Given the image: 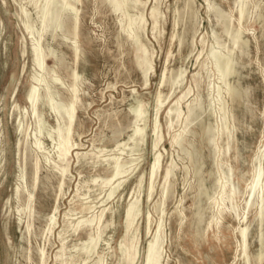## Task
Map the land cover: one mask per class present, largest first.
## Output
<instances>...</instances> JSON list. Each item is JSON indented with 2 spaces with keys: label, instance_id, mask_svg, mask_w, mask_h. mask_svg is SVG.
<instances>
[{
  "label": "rangeland",
  "instance_id": "obj_1",
  "mask_svg": "<svg viewBox=\"0 0 264 264\" xmlns=\"http://www.w3.org/2000/svg\"><path fill=\"white\" fill-rule=\"evenodd\" d=\"M37 1H40L38 6L42 4V0ZM66 1L72 3V0ZM129 1H136L139 4L136 9H131L128 12L135 18L142 16L144 29L141 31L140 40L152 54L153 72L146 82L147 85L144 83L141 71L136 66L132 45L120 30L121 25L118 23L122 17L119 13H111L112 10L105 1L80 0L81 4L79 2L74 4L78 10L76 40L79 56L77 60L72 50L73 38L62 28L56 30L55 39H51L48 32L41 40L42 49L48 54L46 57L48 59L45 60V70L41 74L45 76L51 89L58 94H56L55 100H68L70 97L68 89L73 81L70 75L75 70L79 76L76 116L71 132V140L75 145L72 153H69L67 173L63 184H61L59 175L53 169L54 161L57 160L56 143H54L57 141V136L52 132L61 120L54 108L42 101L39 105L38 115L34 114L32 103L28 98L29 90L33 85L32 75L39 70L31 61L33 44L39 32L36 10L30 0H0V264H37V251L39 250L45 251L46 264H61L54 260L55 253L61 244H63L62 254L64 256L62 259H68L69 255L74 254L73 260L68 264H78V262L82 264L75 252L77 247L88 239V228L79 227L74 232L72 226L82 218L95 216L94 224H92L93 230L99 218H102L101 225L107 224V227L94 239L96 252L85 264L93 262L96 264H100V262L101 264H118V245L124 235L123 212L130 197L136 195L141 196V202L140 214L134 222V227L138 229V254L134 264L143 263V256L146 254L148 243L154 236L158 221L162 223L161 237L163 239L160 246L162 252L160 264H245L243 257L237 256L238 252L236 251L238 244L236 230L244 224L248 226L247 254L249 261L250 264H256L255 256L259 248V228L253 221L256 206L248 210H244V206L247 197L246 186L249 183L248 180L251 179L253 166L257 165L254 156L264 134L262 115L264 108V0H246L248 9L245 19L243 18L241 22L237 21L238 0H208L210 1L209 11L206 0H158L159 2L156 1L158 23L154 30H152L149 13L155 0ZM188 3L191 4L188 5ZM213 8L215 11L212 10ZM217 11L226 16L228 20L226 26L218 21L215 14ZM182 17L184 18L182 19ZM122 19L124 21L126 18ZM194 19L196 20L194 21ZM27 22L34 27L32 34H28L25 30ZM225 28L227 29L226 33ZM234 29H240L241 34L238 39V47H236L238 51L234 48V63L236 61L238 63L233 65L234 73L227 80L230 86L236 87L240 91L239 96L233 97L227 93L224 84L221 85V81L218 80V76H221L224 70L226 73L230 71L228 67L226 68L225 60L219 59L213 65L208 53L213 46L216 51L219 50L222 53L227 51V48L230 49ZM185 31L188 33H184ZM182 33L183 35H181ZM173 36L177 37L174 39ZM221 41L223 43H220ZM192 48L193 50H191ZM50 49L55 50L54 53ZM168 56H170L169 59H167ZM60 58L64 60L58 61ZM204 63L207 65L205 66ZM209 63L211 64L209 65ZM238 65H241L240 67L243 69ZM162 71H164L165 77H168L166 78L168 82L169 79L177 82H174L171 90L168 85L170 83L167 82L158 88ZM179 75L180 78L177 79ZM52 77H56L57 80H52ZM209 82L210 84H208ZM143 83L146 86L143 87ZM219 85L221 97L219 95L217 97ZM245 85L247 86L244 89ZM158 89L160 93L162 92L160 96L164 101H162L158 112L157 124L160 139L156 142L151 135V127L155 114V95ZM241 90L242 92L244 90V95L248 98L243 96L244 92L241 93ZM186 92L185 97L176 103ZM208 94L210 95L208 96ZM198 98H200L199 101ZM219 99L221 102L223 101V111L219 110ZM137 100L142 103V108L145 111V121H141L139 124L146 126L144 143L138 147L139 149L135 148L132 151L131 142L127 141V137L132 133L134 126L131 123L134 115L131 110L136 106ZM192 100H197L200 104L203 103L201 106L204 111L199 116L202 118H193L192 125L190 124L186 129L181 145H171V138L180 133L185 126L187 104ZM207 103L212 105L213 111L210 110ZM174 105H176L177 113L167 118L166 112ZM61 114L64 116L63 112ZM224 114L226 120L222 121L221 117ZM37 116L43 123L41 125L42 134L39 136L41 144L39 157L42 169L39 167L38 183L32 190L34 195V212L32 214L36 215L33 214L29 219L32 228H29L28 234L25 230L26 218L23 219L24 215L17 210L22 203L23 196L18 197L15 194V188L19 184V173L23 163H25L24 169L27 168L25 173H28L26 181L29 184L31 173L29 170L31 169L30 163H32L30 149L37 138L35 125ZM19 121L24 127L26 126L27 131L18 135L16 128ZM225 122L228 123L227 126L232 133L228 139L229 149L226 147L227 139L221 134L219 135ZM117 125L119 128L115 127ZM231 125L233 127H230ZM212 126L215 127L213 131L216 133L214 145L208 144L207 136L203 134L205 128H212ZM250 126L251 128H249ZM115 129H120V132L113 137L112 130ZM48 132L52 133V137L48 136ZM101 137L105 138L102 140ZM96 147H99V150ZM76 152L78 155L73 154ZM41 154H47L48 163L45 162ZM48 154H51V157ZM194 155L196 156L193 157ZM117 156L121 162V168L113 174L112 182L113 185L120 182V186L108 198V187H102L101 183L111 175L112 158H118ZM135 158H141V160L128 163ZM155 158L158 159V164L152 181L151 194L146 197L149 166ZM260 162L261 166H264V158ZM194 164L198 166L196 167ZM168 167L172 168V173L167 180L166 191L161 197L165 183V171ZM228 168H231L232 171H226ZM224 174L232 176L229 177L226 185L235 190V195L231 202L225 201L222 204L219 203V191L220 185L226 181ZM98 175L100 176L97 177ZM141 176L143 184H141L140 190L137 182ZM196 176H198V182ZM94 178L97 182L92 181ZM60 184L62 188L59 187ZM164 198L165 200H163ZM201 202L202 204H200ZM81 205L91 208L82 210ZM157 205L161 206L157 208ZM232 205L235 207L234 210ZM54 206L57 207V211L54 212L55 223L49 233L47 231L48 217L53 213ZM220 208L223 210L222 215ZM104 209L106 210L102 216ZM198 211L202 214L201 219H203L199 224L196 217ZM211 214L212 218L209 216ZM146 216H149L150 219L148 231L145 229L144 222ZM22 220L24 222L21 224ZM193 220L196 221V225ZM197 227L203 229L199 230ZM262 228L264 239V223ZM197 229L199 231L195 232ZM31 233L34 238L31 237ZM35 238L37 239L35 240ZM41 243L44 245L41 246ZM29 250L30 252H28ZM261 264H264V260Z\"/></svg>",
  "mask_w": 264,
  "mask_h": 264
},
{
  "label": "bare ground",
  "instance_id": "obj_2",
  "mask_svg": "<svg viewBox=\"0 0 264 264\" xmlns=\"http://www.w3.org/2000/svg\"><path fill=\"white\" fill-rule=\"evenodd\" d=\"M102 1H105L108 3V5L110 6L112 12L111 13H119L121 15L122 18H126L124 21L123 19L119 18L118 20L120 21L118 24L121 25V29L122 32L125 34V37H126V40H128L130 42V44L132 45V48H133V52H134V57H135V63H136V66L137 68L141 71V74H142V78L144 79V83L147 85V81L149 80V77H150V74L153 72V65H152V60H151V57H152V54L149 53V51L147 50V48L144 46V44L141 42L140 40V35H141V31H143L144 29V24H143V19H142V16H136L135 17H132L129 15V10L131 9H136L139 4L134 1H129V0H101ZM156 1L158 0H155V4L151 7V10H150V17H151V20H152V30H154L156 28V25L158 23V10H157V7H156ZM208 2V5L206 8L207 10L209 11L210 10V4L208 0H206ZM30 2L33 4L34 6V9L36 10V14H37V17L38 18V22H39V28H38V37L35 41V43L33 44V48H32V62H33V65L37 66L39 68L38 72H35V74L32 75V80H33V85L31 86L30 90H29V95H28V98L29 100L31 101L32 103V112L36 115H38V109H39V105L42 103V102H45L49 105H51L55 112L58 114L59 118H60V123L56 124L55 128H53V131L56 136H57V141L54 142L56 143V158L57 160L54 161V165H53V169L55 170V172L59 175V179H60V182L61 184H63V181L65 180V175L67 173V167H68V156H69V153H72V151L74 150L73 147L75 144L72 143V140H71V132H72V129H73V122H74V117L76 116L75 115V110H76V104H77V98H78V95H77V80H79V76L77 74V72L75 70H73V73H71L72 75V78H73V81H72V84H70V88L68 89V91L70 92V97L68 100L64 101L63 99H59V100H55V96L57 97V93H55L50 85L48 84L45 76L43 74H41V72L44 69V66H45V60L48 59L46 58L48 56L47 53H45L42 49V46H41V40L42 38L49 32L50 33V37L51 39H55L54 37L56 36V30L58 28H62L64 32H66L67 34H70L73 38V42H72V50H73V54H74V57L75 59L77 60L78 59V46H77V40H76V37H77V9L75 8L74 4L79 2L80 3V0H72V3H69L67 2L66 0H42V4L38 6V2L40 1H37V0H30ZM85 2V1H84ZM159 2V1H158ZM183 3V2H182ZM81 4V3H80ZM191 3H188V5H190ZM217 4V3H216ZM159 5V4H158ZM176 5V4H175ZM186 5V4H185ZM192 5H193V1H192ZM191 5V6H192ZM177 6V5H176ZM214 6V5H213ZM248 6V2L246 0H238V4H237V7H236V13H237V21L238 22H241V20L245 17L246 15V10L248 9L247 8ZM181 8V7H180ZM185 8V7H184ZM192 8V7H191ZM82 10V9H81ZM176 10V8H175ZM183 10V9H182ZM184 14H186L184 11H182ZM187 10V8H186ZM214 10V8L212 9ZM217 10V8H216ZM190 11V10H189ZM215 11V10H214ZM222 11V10H221ZM179 12V11H178ZM26 13V12H25ZM79 13V12H78ZM81 13V12H80ZM177 13V12H176ZM194 13V12H193ZM192 13V14H193ZM211 13V12H210ZM213 13V12H212ZM215 13V12H214ZM216 17L218 19V21H220L221 23L225 24L226 26V22L228 21L226 19V16L222 14V12L220 11H217L216 13ZM79 15V14H78ZM119 15V16H120ZM174 15V14H173ZM184 16V15H183ZM260 16V15H259ZM228 17V16H227ZM179 18V17H178ZM184 17H182L183 19ZM189 18V17H187ZM191 18V16H190ZM215 19V18H214ZM245 19V18H244ZM179 20V19H178ZM196 19H194L195 21ZM198 20V19H197ZM261 20V19H260ZM183 21V20H182ZM245 21V20H244ZM174 23V22H173ZM180 23V22H179ZM228 23V22H227ZM193 24V23H191ZM196 24V23H195ZM177 25V24H176ZM218 25V24H217ZM216 25V26H217ZM178 26V25H177ZM190 26V25H189ZM192 26V25H191ZM215 26V27H216ZM261 26V25H260ZM193 27V26H192ZM219 27V25H218ZM33 25L29 22L26 23L25 25V30L28 32V34H32L33 33ZM178 28V27H177ZM188 28V27H187ZM199 28V27H198ZM224 28V27H223ZM227 28V27H226ZM225 28V33L227 31V29ZM184 29V28H182ZM186 29V27H185ZM190 29V28H189ZM193 29V28H192ZM194 30V29H193ZM235 32L234 34L232 35L231 37V44H232V47L229 49L227 48V51L223 52H219L216 51L215 49L216 48H212L210 49L209 53H208V56H209V59L212 61L213 65L216 64V62L219 60V59H223L225 60V64H226V68L228 67L230 69L229 72L226 73V70H224V72L222 73L221 76H218V80L221 81V85L224 84L225 86V90L227 91V93L230 95V96H239L240 94V91L236 88V87H233V86H230L229 83H228V78L230 76H232V74L234 73V68H233V65L237 62L234 63V56H235V49L238 44V39L240 37V29H234ZM177 31V30H176ZM184 31V30H183ZM182 31V32H183ZM190 31V30H188ZM188 31H185L184 33H188ZM198 31V30H197ZM208 31V30H207ZM151 33V31H150ZM177 33V32H175ZM174 33V34H175ZM224 33V32H223ZM173 34V35H174ZM211 34V33H210ZM213 34V33H212ZM153 35V34H152ZM178 35V34H177ZM183 35V33L181 34ZM192 35V33H191ZM217 35V34H216ZM219 35V34H218ZM69 36V35H68ZM180 36V35H179ZM177 37V36H175ZM175 37L173 36V38L175 39ZM254 37V36H253ZM212 38H213V35H212ZM121 39V37H120ZM155 39V38H154ZM184 39V38H183ZM200 39V38H199ZM220 39V38H219ZM171 40H173L171 38ZM191 40V39H190ZM202 40V39H201ZM214 40V38H213ZM221 40V39H220ZM184 42V41H183ZM218 42V41H217ZM220 43H223L222 41ZM201 44V43H200ZM240 44V43H239ZM179 45V44H177ZM204 45V44H203ZM202 45V46H203ZM223 45V44H222ZM246 45V44H245ZM182 46V45H181ZM210 46V44H209ZM192 47V46H191ZM248 47V46H247ZM235 48V49H234ZM241 48V47H240ZM244 49V48H243ZM50 50H53V49H50ZM121 50V49H120ZM193 50V48L191 49ZM190 50V51H191ZM226 50V49H225ZM237 50V49H236ZM246 50V48H245ZM244 50V51H245ZM55 50H53V53H54ZM176 51H179V49ZM238 51V50H237ZM241 51V50H240ZM48 52V50H47ZM171 52V51H170ZM202 52V51H201ZM52 53V52H50ZM180 53V52H179ZM190 53V52H189ZM192 53V52H191ZM200 54V53H199ZM249 54V53H248ZM60 55V54H59ZM169 55V53H168ZM172 55V54H171ZM198 55V54H197ZM243 55V54H242ZM250 55V54H249ZM50 56V55H49ZM54 55L52 54V57ZM61 56V55H60ZM190 56V54H189ZM51 57V56H50ZM170 56H168L167 59H169ZM199 57V56H198ZM206 57V56H205ZM188 58V57H186ZM185 58V59H186ZM63 58H60L58 59V61H61ZM181 59V58H180ZM64 60V59H63ZM166 60V59H165ZM187 60V59H186ZM49 61V60H48ZM198 61V60H197ZM63 62V61H62ZM65 62V61H64ZM167 62V61H166ZM206 62V61H204ZM47 63V61H46ZM61 63V62H60ZM165 63V62H164ZM172 63V62H171ZM238 63V62H237ZM211 63H209L210 65ZM224 64V65H225ZM61 65V64H60ZM166 65V64H165ZM205 65V63H204ZM207 65V64H206ZM205 65V66H206ZM236 65V64H235ZM245 65V64H244ZM248 65V64H247ZM245 65V66H247ZM68 66V65H67ZM70 66V65H69ZM204 66V67H205ZM239 67L241 65H238ZM63 67V65H62ZM64 67H66L64 65ZM179 67V66H178ZM209 67V66H208ZM69 68V67H68ZM182 68V67H181ZM225 68V69H226ZM238 68V67H237ZM241 69H243L242 67H240ZM249 68V67H247ZM67 69V67H66ZM71 69V68H70ZM165 69V67H164ZM246 69V68H245ZM250 69V68H249ZM52 70V69H51ZM182 70V69H181ZM180 70V71H181ZM185 70V69H184ZM204 70V69H203ZM211 70V69H210ZM238 70V69H237ZM236 70V71H237ZM66 71V70H65ZM68 71V70H67ZM70 71V70H69ZM175 71V70H173ZM177 71V70H176ZM209 72V70H207ZM51 72V71H50ZM164 71H162V73L160 74V77H159V81H158V88H160L161 86H163L166 82L167 83H170L168 84L169 85V88L170 90L172 89V86L174 84V82H176V80H171L169 79V82L166 80V78L168 77H165V73H163ZM170 72V71H169ZM168 72V73H169ZM184 72V71H183ZM222 72V71H221ZM49 73V72H48ZM178 73V71H177ZM241 73V72H240ZM46 74V73H45ZM175 74V73H174ZM182 74V72H181ZM207 74V73H206ZM205 74V75H206ZM183 75V74H182ZM208 75V74H207ZM206 75V76H207ZM245 75V74H244ZM52 76H55V75H52ZM175 76V75H174ZM210 76V75H209ZM235 76V75H234ZM249 76V75H248ZM183 77V76H182ZM208 77V76H207ZM244 77V76H243ZM180 78V75L177 77V79ZM236 78V77H235ZM234 78V79H235ZM245 78H246V75H245ZM52 80H57L56 77H52L51 78ZM175 79V78H174ZM184 79V78H183ZM209 79V78H207ZM206 79V81H207ZM182 80V79H181ZM185 81V80H184ZM240 81H241V78H240ZM243 81H241L242 83ZM143 83V87L146 86L145 84ZM177 83V82H176ZM175 83V84H176ZM181 83V82H180ZM218 83V82H217ZM236 83V81H235ZM210 84V82L208 83ZM207 84V85H208ZM240 84V83H238ZM183 85V84H182ZM206 85V86H207ZM82 86V85H81ZM199 86V85H198ZM247 85H245L244 89L246 88ZM176 87V85H175ZM208 87V86H207ZM206 87V88H207ZM211 87V85H210ZM238 87V86H237ZM165 88V86H164ZM212 88V87H211ZM240 88V87H239ZM174 89V88H173ZM195 89V88H194ZM209 89V88H208ZM216 89V88H215ZM248 89V88H247ZM41 90H43L41 92ZM212 90V89H211ZM220 90H221V87L220 85L217 87V97L220 96ZM224 90V91H225ZM196 91V90H195ZM215 91V90H214ZM135 92V91H134ZM170 92V91H169ZM173 92V91H172ZM206 92V91H205ZM244 92V90H243ZM242 90H241V93H243ZM247 92V91H246ZM87 93V92H86ZM133 93V92H132ZM162 93V92H161ZM160 91L158 89V92L157 94L155 95L156 96V104H155V114H154V118H153V125L151 127V135L155 138V141H159L160 139V136H159V132H158V124H157V121H158V112L161 108V104H162V101L164 100H161V96H160ZM57 94V95H56ZM187 94L184 93L182 95V97H180L176 103H178L181 99H183V97H185V95ZM216 94V93H215ZM245 92L243 93V96ZM248 94V93H246ZM86 95V94H85ZM88 95V94H87ZM210 94H208L209 96ZM219 95V96H218ZM242 96V95H241ZM242 96V97H243ZM168 97V95H167ZM214 97V96H213ZM221 97V96H220ZM246 98H248L247 96H245ZM60 98V97H59ZM62 98V97H61ZM240 98V97H239ZM167 99V98H165ZM200 98H198V101H199ZM208 99V98H207ZM216 100V98H213ZM232 99V98H231ZM245 99V98H243ZM242 100V99H241ZM248 100V99H247ZM42 101V102H41ZM166 101V100H165ZM197 100H192L190 101L188 104H187V110H186V118H185V126L183 128V130L178 133L177 135H174L172 138H171V141H170V144L173 145V144H180L182 141H183V138H184V134L186 132V129L188 128V126L191 124V122L193 121V118L194 117H199L201 116V113L204 111V109H202V106L201 104H203L201 102V104L198 102ZM233 101V100H232ZM216 102V101H215ZM223 102V101H222ZM221 102V99L218 100V104H219V110L223 111V104ZM155 103V102H154ZM212 103V102H211ZM246 103V102H245ZM89 104V103H88ZM208 104V103H207ZM206 104V106H207ZM208 107L210 108V110L212 109L213 111V108H212V105L211 104H208ZM230 107V106H229ZM228 107V108H229ZM246 108V107H244ZM207 109V108H206ZM249 109V108H248ZM208 110V109H207ZM246 110V109H245ZM134 115H133V120L131 123L134 124L133 128H132V133L129 135L128 140L129 142H131V150L133 151L135 148H138L140 145H142L144 143V136H145V124L143 125H140L139 123L141 121H145V117H144V114H145V111L144 109L142 108V103L140 101H136V106L132 108V110ZM211 111V113H212ZM225 111V110H224ZM61 112L64 113V116L61 114ZM208 112V111H206ZM217 112V111H216ZM219 112V111H218ZM227 112V111H226ZM98 113V112H97ZM148 113V112H147ZM177 113V108H176V105L174 106H171L170 109L166 112L165 116L168 118V117H171V115H175ZM250 113V112H249ZM115 115V113H113ZM203 114V113H202ZM113 115V116H114ZM127 115V114H126ZM130 115V114H129ZM212 115V114H210ZM233 115V114H231ZM263 118H264V108H263ZM230 116V115H229ZM112 117V116H110ZM115 117V116H114ZM129 117V116H128ZM228 117V116H227ZM234 117V116H233ZM132 118V116H131ZM130 118V119H131ZM202 118V117H201ZM199 117V119H201ZM230 118V117H229ZM18 119H19V116H18ZM36 134H37V138L35 139V143L33 144V146L31 147V157H32V163L31 164V169L29 170L31 173H30V180H29V184H27L28 179H26V176L28 177V174L27 172L25 173V168L24 169V166H25V163H23L21 165V168H20V173H19V184L17 185V187L15 188V194L19 197V196H23V199H22V203L20 204V206L18 207V212H21L24 217L26 218V225H25V230L29 231V228L31 227L30 224H29V219L31 218V216L34 214H32V212H34L33 210V193H32V190L34 189L35 185L38 183V179H39V167H40V155L39 153L40 150H41V144H40V140H39V136L42 134V120L39 118V116H37L36 118ZM198 120V119H197ZM204 120V119H203ZM221 120L222 121H225L226 120V116L225 114L222 115L221 117ZM233 120V119H232ZM129 121V120H128ZM127 122V121H126ZM169 122V121H168ZM198 122V121H197ZM201 122V121H200ZM246 122V121H245ZM17 123V122H16ZM107 123V122H106ZM120 124V123H119ZM172 124V123H171ZM198 124V123H196ZM233 125V122L231 123ZM131 125V124H130ZM129 125V126H130ZM192 125V124H191ZM228 123L225 122V124L223 125L222 127V130L220 131L221 133H219V135L221 134V136H224L227 140L226 142V147L227 149H229V143H228V139L229 137L231 136V130L228 128ZM230 126V127H233V126ZM173 126V125H172ZM249 126V125H248ZM264 126V125H263ZM44 127V126H43ZM115 127H118L115 126ZM160 127V126H159ZM169 127V126H168ZM119 128V127H118ZM170 128V127H169ZM215 128V127H214ZM213 126L212 128L211 127H208V128H205V130H203V134H206L207 136V142L208 144H215L214 143V139H215V136H216V133L215 131H213ZM251 128V126L249 127ZM113 129V128H112ZM117 129V128H116ZM112 130L113 131V137H115L120 131L119 130ZM233 129V128H232ZM131 130V129H130ZM16 131L19 134H23V133H26L27 129H26V126L24 127L23 124H21V122L19 121L18 124H17V128H16ZM235 132V130H234ZM236 133V132H235ZM48 136L52 137V133H47ZM187 135V134H186ZM234 135V134H233ZM111 136H112V133H111ZM194 137V136H193ZM235 137V136H234ZM105 138V137H104ZM103 138V139H104ZM154 138H153V142H154ZM51 139V138H50ZM80 139V138H79ZM102 139V137H101ZM102 139V140H103ZM236 139V137H235ZM91 144V143H90ZM100 144V143H99ZM152 144V143H151ZM155 144V142H154ZM153 144V145H154ZM55 145V144H54ZM181 145V144H180ZM193 145V144H192ZM258 145V144H257ZM77 146V144H76ZM124 146V145H123ZM156 146V145H155ZM82 148V147H80ZM99 148V147H98ZM96 147V149H98ZM124 148V147H123ZM155 148V147H154ZM157 148V146H156ZM194 148V147H193ZM192 148V149H193ZM213 148V147H212ZM92 149V148H91ZM122 149V148H121ZM139 149V148H138ZM99 150V149H98ZM119 150V148H118ZM154 150H157V149H154ZM181 150V149H180ZM195 150V149H194ZM55 151V150H54ZM121 151V150H120ZM136 151V150H135ZM212 151V150H211ZM214 151L216 152V148L214 149ZM228 151V150H227ZM154 152V151H153ZM195 152V151H194ZM213 152V151H212ZM213 152V153H215ZM229 152V151H228ZM102 153V152H101ZM155 153V152H154ZM180 153H182V151H180ZM196 153V152H195ZM222 153V152H220ZM73 154H76L78 155V152L76 153H73ZM80 154V153H79ZM121 154V153H119ZM184 154V152H183ZM187 154V153H186ZM194 154V153H193ZM42 157L44 158L45 162H47L49 159H48V156L47 154H41ZM49 155V154H48ZM51 155V154H50ZM49 155V157H51ZM100 155V154H99ZM215 155V154H213ZM212 155V156H213ZM196 155H194L193 157H195ZM199 156V155H198ZM30 157V158H31ZM118 157V156H117ZM190 158V157H189ZM192 158V157H191ZM190 158V159H191ZM256 162H257V165L255 164L253 166V171H252V175H251V179L248 180L249 183L247 184L246 186V190H247V197H246V200H245V206H244V210H248L249 208L253 207V206H256V213L253 217V221H255L258 225V242H259V248H258V251H257V254L255 256V261H256V264H261L262 261L264 260V239H263V236H262V233H263V223H264V202H263V196H264V166H261V162L260 160L262 158H264V134H263V140L262 142L260 143V146L254 156ZM106 159V158H105ZM108 159V158H107ZM110 159V158H109ZM141 160V158H135L131 161H128L129 164L133 163V162H138L139 160ZM198 159V158H197ZM111 160V159H110ZM113 162H112V173L111 175L104 179L101 183V186L102 187H108V191H107V197H111V195L119 188L120 186V182H118L117 184L113 185V174L115 172H117V170H119V168H121V162L119 161V157L118 158H112ZM121 160V159H120ZM29 161V160H28ZM26 161V162H28ZM77 161V160H76ZM212 161H214V159H212ZM51 162V161H50ZM198 162V160H197ZM48 163V162H47ZM152 163V162H151ZM213 163V162H212ZM27 164V163H26ZM105 164V163H104ZM158 164V159L155 158L153 163L151 164L150 169H149V175H148V187H147V192H146V197H149L150 194H151V189H152V181H153V178H154V175H155V169H156V166ZM198 164V163H197ZM204 164V163H203ZM214 164V163H213ZM251 164V163H250ZM48 165V164H47ZM108 165V164H106ZM195 165V164H194ZM199 165V164H198ZM197 165V166H198ZM220 165V164H218ZM27 166H29L27 164ZM102 166V165H101ZM169 166V165H168ZM196 166V165H195ZM196 166V167H197ZM214 167V166H213ZM221 167V166H220ZM41 168V167H40ZM108 168V167H106ZM195 168V167H194ZM222 168V167H221ZM42 169V168H41ZM197 169V168H196ZM204 169V168H203ZM129 170V169H128ZM195 170V169H194ZM200 170V168H199ZM228 170V172L232 171L231 168H228L226 169V171ZM127 171V170H126ZM125 171V172H126ZM130 171V170H129ZM128 171V172H129ZM41 172V171H40ZM106 172V170H105ZM124 172V174H126ZM127 172V174H128ZM202 172V171H201ZM212 172V171H211ZM224 172V171H223ZM172 173V168L168 167L167 170L165 171V183H164V186H163V191H162V195L161 197H163L164 195V192L166 191V183H167V180L168 178L170 177ZM197 173V172H195ZM194 173V174H195ZM48 174V173H47ZM103 174V173H102ZM200 174V173H199ZM223 174V173H222ZM245 174V173H244ZM46 175V174H45ZM197 175V174H195ZM201 175V174H200ZM211 175V174H210ZM213 175V174H212ZM211 175V176H212ZM225 175V174H224ZM44 176V175H43ZM55 176V175H54ZM100 175H98L97 177H99ZM116 176V175H115ZM244 176V175H243ZM198 176H196V179H197ZM219 177V176H218ZM229 174H226L224 176V180H226L224 183H222L220 185V199H219V203H222L223 202H231L234 198V195H235V190H233L232 188L230 187H227L226 183L227 181L229 180ZM232 177V176H231ZM230 177V178H231ZM42 178V177H41ZM47 178H48V175H47ZM46 178V179H47ZM101 178V177H100ZM115 178V177H114ZM92 180V179H91ZM98 180V179H97ZM102 180V179H101ZM142 180H143V177H139L138 179V182H137V186L139 187V189L141 188V184L142 183ZM201 180V178H200ZM199 180V182H200ZM217 180V179H216ZM93 182H97L96 179L94 178V180H92ZM198 182V179L196 180ZM204 181V179H203ZM196 182V183H197ZM217 182V181H216ZM232 182V181H231ZM220 183V182H219ZM233 183V182H232ZM230 183V184H232ZM61 184L59 185V187L62 188ZM229 184V183H228ZM199 185V184H198ZM203 185V184H202ZM215 185V184H214ZM213 185V186H214ZM31 187V189L28 188ZM41 186L42 183H41ZM200 186V185H199ZM204 186H205V183H204ZM232 186V185H231ZM201 187V186H200ZM234 187V186H232ZM198 188V187H197ZM205 188V187H203ZM217 186H216V190H217ZM236 188V187H235ZM141 190V189H140ZM205 190V189H204ZM198 191V190H197ZM207 191V190H206ZM132 192V191H131ZM130 192V193H131ZM201 192V190H200ZM204 192V191H203ZM198 193V192H197ZM237 193V191H236ZM59 194V193H58ZM86 194V193H85ZM202 195V194H201ZM199 196V195H198ZM206 196V195H205ZM204 196V197H205ZM130 197V196H129ZM140 195H136L135 197L131 196L127 205L125 206V209H124V212H123V225H124V235L122 236V239L119 243V247H118V251H119V259H118V264H134L135 261L137 260V254H138V247H137V243H138V229L136 227H134V222L135 220L137 219V217L139 216L140 214V202H141V199H140ZM84 198V197H83ZM201 198V197H200ZM219 198V197H218ZM121 199V198H120ZM199 199V198H198ZM148 200V199H147ZM165 200V198L163 199ZM238 200V199H237ZM57 201V200H56ZM121 201V200H120ZM163 202V201H162ZM198 202V201H197ZM160 203V202H159ZM58 204V203H57ZM161 204V203H160ZM164 204V203H163ZM202 204V202L200 203ZM212 204V203H211ZM162 205V204H161ZM161 205H157V208H159V206ZM210 205V204H209ZM163 207V206H162ZM194 207V206H193ZM201 207V205H200ZM225 207V206H224ZM233 207V205H232ZM81 208L82 210H89L91 207L90 206H83L81 205ZM199 208V206H198ZM197 208V209H198ZM227 208V206H226ZM230 208V207H229ZM235 207H233V210H234ZM221 209V208H220ZM232 209V208H231ZM106 209H104L102 211V216L104 214ZM159 210V209H158ZM202 210V209H201ZM205 210V209H204ZM57 211V207L54 206V209H53V213H51L48 217V223H47V231H49V233L51 232L50 230L53 228V225H54V221H55V214L54 212ZM110 211V209H109ZM112 211V210H111ZM161 211V210H159ZM158 211V212H159ZM197 211V210H196ZM203 211V210H202ZM222 209L220 210V213L222 215ZM237 211V210H236ZM37 212V211H36ZM247 212V211H246ZM74 213V212H72ZM109 213V212H108ZM113 213V212H112ZM203 213V212H202ZM219 213V215H220ZM71 214V213H70ZM161 214V213H160ZM195 214V213H194ZM36 215V214H34ZM75 215V214H74ZM113 215V214H112ZM196 217H197V222L198 224L203 220L201 219V215L199 213V211L196 213ZM236 215V214H234ZM39 216V215H38ZM204 216V215H203ZM206 216V215H205ZM204 216V217H205ZM210 217L212 216L209 215ZM237 216V215H236ZM47 217V216H46ZM96 217V216H95ZM95 217L93 218H82L80 220H78L72 227L75 231H77L79 229V227H87L88 228V235H87V240H85L79 247H77L76 249V255H77V258H79L81 260V263L82 264H85L87 263L89 260H91V258L94 256L96 250H95V244L93 243L94 242V239L100 234V232L107 227V224L106 225H101V219L99 218L98 221H96V224L94 225L95 228L94 230L92 229V224H94V221H95ZM162 218V216H160ZM195 215L193 216V218L195 219L196 218ZM33 218V217H32ZM159 218V217H158ZM212 218V217H211ZM41 219V218H40ZM44 219V217H43ZM42 219V220H43ZM98 219V217H97ZM96 219V220H97ZM210 219V218H208ZM33 220H35L33 218ZM161 220V219H160ZM195 220H193L194 222ZM209 221V220H207ZM24 222V220H22L21 224ZM31 222V220H30ZM144 222H145V229L148 231V227L150 226V219H149V216H146L144 218ZM107 223V222H106ZM110 223V222H109ZM205 223V222H204ZM182 224V223H181ZM71 225V224H69ZM195 225H196V221H195ZM162 226V223L161 221H158V224H157V228L155 230V233H154V236L152 238V240L148 243V246H147V251H146V254L144 257V260H142V264H160V261L162 259V252H161V245L163 243V239L161 237V227ZM192 226V225H191ZM198 226V225H197ZM202 226V225H201ZM200 226V227H201ZM210 227V226H209ZM32 228V227H31ZM71 228V227H70ZM84 228V229H85ZM198 228V227H197ZM24 229V228H23ZM82 229V228H81ZM196 229V228H195ZM199 229V228H198ZM197 229V231L195 230V232H198L200 229H203V228H200L199 230ZM93 230V231H92ZM202 231V230H201ZM32 232V231H31ZM35 232V230H34ZM62 232V231H61ZM25 233V232H24ZM48 233V234H49ZM146 233V231H145ZM236 233H237V237H238V244H237V249L236 251L238 252V255L237 256H241L243 257V260H244V263L245 264H250V261H249V256L247 254V236H248V226L247 224H244L240 227L237 228L236 230ZM29 234V233H28ZM34 234V233H33ZM151 234V233H150ZM45 235V234H44ZM198 236V235H197ZM25 237V236H24ZM31 237H33L32 233H31ZM37 237V236H36ZM26 238V237H25ZM34 238V237H33ZM38 238V237H37ZM35 238V240L37 239ZM44 238V236H43ZM49 238V237H48ZM30 239V238H29ZM98 239V238H97ZM103 240V239H102ZM150 240V239H149ZM22 241V239H21ZM27 241V240H26ZM44 241V239H43ZM24 242V241H23ZM29 242V241H28ZM62 242V241H61ZM47 243V242H46ZM49 243V242H48ZM30 244V243H29ZM42 244L44 245V243H41V246ZM27 245V244H26ZM22 247V246H21ZM26 248V247H25ZM34 248V247H33ZM44 248V246H43ZM62 248H63V244H61V247L59 248V250L55 253V262H60L61 264H68L69 261H72L73 260V255H69L68 259H62ZM76 248V247H75ZM24 248H22L23 250ZM21 250V251H22ZM25 250V249H24ZM38 250H39V247H38ZM75 250V249H74ZM34 251V250H33ZM36 251V249H35ZM73 251V250H71ZM30 252V250L28 251ZM38 254H37V264H46V257H45V254L43 250H39L37 251ZM36 254V253H35ZM26 255V254H25ZM64 257V256H63ZM100 258V257H99ZM98 258V259H99ZM102 258V257H101ZM100 258V259H101ZM99 259V260H100ZM28 260V258H27ZM78 260V261H80ZM97 261V260H96ZM99 262V261H97ZM103 262V261H102ZM242 262V261H241ZM79 264V262H78ZM92 264H96V263H92ZM101 264V262H100Z\"/></svg>",
  "mask_w": 264,
  "mask_h": 264
}]
</instances>
